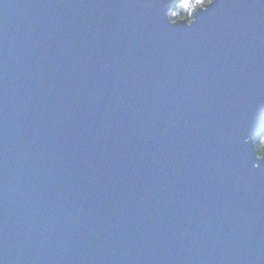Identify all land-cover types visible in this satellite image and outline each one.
<instances>
[{"label":"water","instance_id":"obj_1","mask_svg":"<svg viewBox=\"0 0 264 264\" xmlns=\"http://www.w3.org/2000/svg\"><path fill=\"white\" fill-rule=\"evenodd\" d=\"M0 0V264H264V0Z\"/></svg>","mask_w":264,"mask_h":264},{"label":"trees","instance_id":"obj_2","mask_svg":"<svg viewBox=\"0 0 264 264\" xmlns=\"http://www.w3.org/2000/svg\"><path fill=\"white\" fill-rule=\"evenodd\" d=\"M186 1L188 6L186 8L180 7V4ZM213 0H174L173 8L169 11V16L172 21L187 20L192 21L195 11L199 7H204ZM256 145L257 155L259 157L264 156V126L258 130L254 137Z\"/></svg>","mask_w":264,"mask_h":264},{"label":"rangeland","instance_id":"obj_3","mask_svg":"<svg viewBox=\"0 0 264 264\" xmlns=\"http://www.w3.org/2000/svg\"><path fill=\"white\" fill-rule=\"evenodd\" d=\"M188 6V3L186 1L183 2V4H180V7L186 8Z\"/></svg>","mask_w":264,"mask_h":264}]
</instances>
